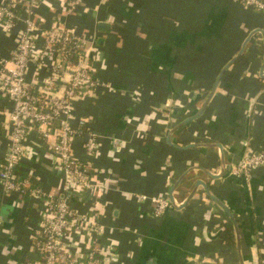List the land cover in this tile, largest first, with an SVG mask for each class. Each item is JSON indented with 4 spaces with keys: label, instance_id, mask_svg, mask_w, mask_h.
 <instances>
[{
    "label": "crops",
    "instance_id": "obj_1",
    "mask_svg": "<svg viewBox=\"0 0 264 264\" xmlns=\"http://www.w3.org/2000/svg\"><path fill=\"white\" fill-rule=\"evenodd\" d=\"M67 1L39 0L34 15L43 26L61 18L93 40L97 85L73 111L96 145L86 153L83 130L72 142L101 188L71 203L101 211L102 264H264V165L249 178L231 172L264 150V9L241 0H80L68 10ZM21 27L0 28V62ZM53 140L30 133L20 162L45 194L62 188ZM198 180L225 208L195 188ZM170 189L177 203L193 195L155 214L153 200ZM44 208L41 196L0 191V264L36 259L31 234ZM223 225L233 243L218 237Z\"/></svg>",
    "mask_w": 264,
    "mask_h": 264
},
{
    "label": "built area",
    "instance_id": "obj_2",
    "mask_svg": "<svg viewBox=\"0 0 264 264\" xmlns=\"http://www.w3.org/2000/svg\"><path fill=\"white\" fill-rule=\"evenodd\" d=\"M241 1L264 9L260 0ZM79 2L68 0V10ZM38 3L0 2V28L12 31L18 23L22 24L7 60L0 62V114L6 110V104L11 106L1 123L4 133L0 134V142L5 141L6 151L0 158V191L22 198L31 184V175L20 171L27 135L36 133L41 140L54 136L51 148L62 188L57 194H45L39 187L30 191V195L43 197L45 208L40 225L31 234L37 257L25 260L24 264H102L104 250L95 244L100 232L97 216L101 211L91 205L88 213L76 212L71 203V197L86 194L92 198L95 190L101 188L88 163L74 155L72 142V137L83 130L87 134L83 145L86 153H92L96 145L86 119L76 117L73 111L74 99L91 95L97 85L91 74L93 58H89L93 40L77 33L61 18L51 19L47 26L36 22L34 7ZM73 55L75 61L71 60ZM261 165L264 150L245 155L232 166L231 172L249 178L250 172ZM153 202L155 214L163 213L171 205L167 196L156 197Z\"/></svg>",
    "mask_w": 264,
    "mask_h": 264
},
{
    "label": "trees",
    "instance_id": "obj_3",
    "mask_svg": "<svg viewBox=\"0 0 264 264\" xmlns=\"http://www.w3.org/2000/svg\"><path fill=\"white\" fill-rule=\"evenodd\" d=\"M37 1H39V0H37ZM94 54H95V51H93V50L90 51L89 52V58L90 59L93 58ZM71 60L75 61L76 60V56L73 55L71 57ZM91 74H92V77H94L93 72ZM3 120H4V116H3V114H0V132H1V123H2ZM30 183H31L30 186H29L30 188L25 190L24 195L22 196V198L28 197L30 195V191L32 189H35V188L39 187V184H38L37 180L34 179L33 177L30 178ZM77 196H79V195L74 196V198L75 197L77 198ZM55 198H59V196L56 195ZM72 199H73V197H71V200ZM218 237H220V239L222 241L226 242V243H233L234 242V236H233V232H232V229L230 228V226L223 225L222 230L218 233Z\"/></svg>",
    "mask_w": 264,
    "mask_h": 264
},
{
    "label": "water",
    "instance_id": "obj_4",
    "mask_svg": "<svg viewBox=\"0 0 264 264\" xmlns=\"http://www.w3.org/2000/svg\"><path fill=\"white\" fill-rule=\"evenodd\" d=\"M241 52V50L239 51V53ZM238 53V54H239ZM235 58L236 57H234L226 66H229L230 64H231V62H233L234 60H235ZM222 74V73H221ZM221 74L219 75V77H218V79L215 81V84H214V87L216 86V84L218 83V81H219V79H220V76H221ZM214 87H213V89L211 90V93H210V95L209 96H211V94H212V92L214 91ZM210 98V97H209ZM194 144H190L189 146H193ZM216 145V144H215ZM216 146H218L219 147V145L217 144ZM211 175V174H210ZM212 177H217V176H220V173H218V175H214V174H212L211 175ZM199 185H201L202 187H203V189H204V191H205V193L207 194V195H209V197H211V199H213L214 201H216L218 204H220L223 208H225V206H224V204L220 201V200H218L216 197H214L210 192H209V190H208V188H207V185L205 184V183H203L202 181H200V180H198L197 181V183L195 184V188L197 187V186H199ZM172 190L170 189L169 190V199H170V203H171V205L173 206V207H175V208H179V207H182V206H184V204H186V202L189 200L188 198H190L192 195H193V192H192V194L187 198V199H185L181 204H177L176 203V201L174 200V197L172 196V192H171ZM232 222H233V225H234V227H235V229H236V232H237V227H236V225H235V221H234V219H232Z\"/></svg>",
    "mask_w": 264,
    "mask_h": 264
}]
</instances>
